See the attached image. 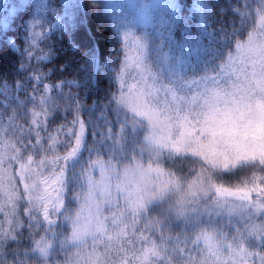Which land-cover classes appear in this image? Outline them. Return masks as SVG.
<instances>
[{
  "label": "snow or ice",
  "instance_id": "6c2138e0",
  "mask_svg": "<svg viewBox=\"0 0 264 264\" xmlns=\"http://www.w3.org/2000/svg\"><path fill=\"white\" fill-rule=\"evenodd\" d=\"M239 3L234 7L228 0H197L200 35L195 47L188 39L176 38L178 23L184 24L186 37L191 33V22L178 3L167 5L170 13L158 18L154 31L141 35L132 20L116 17L112 39L120 47L113 51L123 57L106 54L91 43L81 45L85 50L76 49L82 60L75 63L76 76L52 83L44 81L70 67L68 61L57 65L59 53L65 51L58 42L69 34L65 18L72 16V9L84 8L86 15L88 5L65 2L64 17L55 0L20 5L31 11L25 15L20 43L9 41L21 57L13 69L19 79L0 88L5 110L0 119L9 110L10 121L32 119L27 129H11L19 138L11 145L13 155L6 160L0 156V169L5 165L18 169L15 177H9L10 185L13 178L22 185L12 187L11 214L26 215L28 223L17 218L15 225L9 221L7 231L0 227V264H61L58 257L61 250L67 251L66 245H82L89 237L94 243H106L108 258L102 264H127L124 245H133V240L128 238L127 225L119 227L125 212L105 214L106 208L119 207L121 194L133 216V233L139 219L145 221L140 239L148 246L133 254L135 264H206L189 244L201 237L208 240L213 235L208 229L222 220L232 232L230 238L224 235V241H230L228 260L220 254L224 245L218 242L213 264H264V42L256 43L251 32L246 46L235 39L247 31L249 21L254 26L257 17L259 28L254 31L264 36V0ZM140 7L147 11L151 6ZM233 43L242 56L239 66L228 51ZM33 60L53 67L37 74ZM130 67L139 73L132 85L126 83ZM105 81L107 85L101 87ZM64 87L81 92L64 95L59 91ZM92 95L98 99L86 103L83 97ZM58 99L65 102L62 110L73 115L71 127L61 125L57 135L41 136L48 119L55 120L61 110ZM29 104L42 110H30ZM60 133L66 139L59 140ZM57 145L66 149L65 154L47 155ZM237 175L248 179L234 187L221 182ZM151 212L159 215L150 217ZM34 228L45 235L21 247L24 231L31 238ZM166 229L180 230L171 247L144 235L155 231L163 240ZM197 232L194 239H180ZM66 233L70 235L60 241ZM9 240L17 247L9 246L6 253ZM63 264L76 261L65 256Z\"/></svg>",
  "mask_w": 264,
  "mask_h": 264
},
{
  "label": "trees",
  "instance_id": "16d2710c",
  "mask_svg": "<svg viewBox=\"0 0 264 264\" xmlns=\"http://www.w3.org/2000/svg\"><path fill=\"white\" fill-rule=\"evenodd\" d=\"M33 0H0V88L3 87L5 83L9 87L13 85L15 79H19V76L13 71L15 67L18 66V62L21 61V57L19 53L14 52L10 45V40H16L19 44L22 40L23 34V24L25 15L31 11L30 8L20 7L22 4H31ZM55 2L59 5V15L64 17L65 9L63 7L64 3L70 2L73 4H87L88 7L86 9L80 8L72 9V16L66 17V21L68 22L69 34L63 38V42H58V47H62L65 51L59 53L57 57V65L64 64L65 61H68L70 67L64 73L55 72L54 75L50 76L46 79L45 83H52L53 81L59 82L62 79H72L73 76H76L74 71L75 63H82L80 58V52L85 49L81 48V45L93 44L100 46L104 49L106 54L111 56H119L123 57V53L113 51V48H119V44H116L113 39L114 29L112 27V22L116 17H122L125 21L132 20L135 24L137 35H141L143 31H154L157 25V20L160 16H167L170 13L167 5L178 3L181 5L183 12L187 13L185 16L186 21H190L191 33L190 36L186 37L184 35L183 29L184 24L178 23L175 32L178 34L176 36L177 40L183 41L185 39L190 40L193 47H195V38L200 35L199 30L197 28L198 15L194 9V5L197 3V0H55ZM211 2V0H209ZM234 7H240L239 0H228ZM149 5L151 6L147 11L143 10L140 6ZM141 11L146 14V19H141L139 16ZM225 13L220 14V18L224 19ZM6 19V23H5ZM229 24L232 20L231 15L227 17ZM147 20V21H146ZM259 24V18H256V24L253 26L251 21H249V25L247 31L243 32L236 36V41L241 42L242 44L248 40V33L254 34V28L257 29ZM219 27V25H217ZM237 28H240V24L237 23ZM206 42V41H205ZM71 46V48H70ZM41 48H45L43 43L40 44ZM76 49H80V52H77ZM229 52L232 53L233 57L237 53L235 50V44L228 49ZM179 55V53H176ZM193 62H195V57H193ZM221 63H226V60L220 61ZM118 63V62H117ZM116 66V64H114ZM32 70L36 71L37 74L40 72H46L48 68L53 67L51 64H46L44 62H37L35 60L32 61ZM211 74V73H209ZM191 76V74H189ZM203 75V73H200ZM79 78V77H77ZM107 85V81H105L104 85L101 87H105ZM64 95H68L71 93L81 92L80 89L77 88H68L64 87L62 90ZM54 95H58V93H54ZM100 97L103 96V91L99 93ZM21 99H24L21 97ZM86 103L91 104L92 101L98 99L96 95H92L91 99L87 97H83ZM0 100H4V96L0 95ZM57 103H59L62 107L61 110L58 111L57 118L53 120L51 117L47 121V131L41 129V136H47L48 134L57 135L56 129L61 125H64L65 128H70V121L73 119V115L68 114L63 111V107L65 106V102L63 100L58 99ZM7 104V101H5ZM15 107V105H13ZM28 108L35 109V111L40 112L41 106L29 104ZM4 106L0 105V113L4 112ZM97 116H99V111L97 110ZM13 115L12 111L9 110L5 113L4 118L0 119V156L6 160L8 156L13 155L11 151V145L17 144V139L19 138V133H13L11 131L12 128L19 129L23 127L27 129L31 125V116H28L25 119L19 120H9L8 117ZM83 115V114H82ZM42 120L38 119L37 123H41ZM57 138L59 140L66 139L64 133H60ZM35 143V141H33ZM18 146V145H17ZM47 148V144L44 145ZM66 149L61 147L60 145L56 146V151H49L47 155H64ZM29 154L36 155L35 153L30 152ZM38 158V157H36ZM95 158V157H93ZM108 157H104L106 160ZM18 169L12 165H5L3 169H0V227L4 230H8L10 228L9 221H12L13 225H15L16 219L22 220L25 224L28 223L26 215H20L18 217H14L12 212V202L10 200V194L12 193V187H21V182L18 179L13 178L11 185L9 184V177H15V173ZM172 171H176L172 169ZM44 175H47V171ZM44 175L36 178L38 182L42 181ZM96 179H99V174L96 172L94 174ZM191 178V177H189ZM248 177L245 175H237L235 177H227L225 180L221 181L225 183L226 186L234 187L236 185H242V181L247 180ZM76 192H79L80 189L76 188ZM76 206L73 205V208ZM159 214L157 212L149 213L150 217H156ZM143 217L139 219V222L135 225V233L132 231L133 227V216L126 217L122 219V223H119V227H124L127 225L128 238L133 240V245L129 246L125 244L126 255H127V264H135V261L132 259L133 254H139L141 247L148 246V241H144L140 239V231L141 226L144 223ZM110 234L112 225L109 227ZM208 231L213 234L219 241L224 243L225 252H227L226 245L230 241H224V235L227 234L229 238L232 235V232L228 226H226L225 221H221L214 228H209ZM33 235L30 238L29 233L24 231V241L21 244V247H27L32 244L35 239H39L40 236L45 235L44 231L41 228H34ZM180 234L179 229H171L165 230L164 239L161 240L158 232L155 231H146L144 235L149 237V240H155L157 244L162 246L171 247L176 243V237ZM66 235H70V233H66L65 235H61L59 237L60 241H64ZM195 235H199L197 233H189L181 236L180 239L183 241L187 236H192L193 239ZM51 240L52 238L49 237ZM16 248L17 244L14 241L9 240L5 245V252L7 253L8 247ZM179 247H184L183 243L179 244ZM189 247H194L196 249L194 255L199 260L206 261V264H213V261L216 260L217 253L206 248H203L200 242H195L194 244H189ZM67 251L61 250L58 259L61 260V264H63V258L65 256L71 257L75 259L76 264H94V262L105 261L108 258V253H106V243H101L99 241L93 242L88 241L79 246H71L66 245ZM7 259H11V256L8 255Z\"/></svg>",
  "mask_w": 264,
  "mask_h": 264
},
{
  "label": "rangeland",
  "instance_id": "374dc122",
  "mask_svg": "<svg viewBox=\"0 0 264 264\" xmlns=\"http://www.w3.org/2000/svg\"><path fill=\"white\" fill-rule=\"evenodd\" d=\"M139 16L141 17V19H146V14L144 13V11H143V13L141 11V14ZM258 28H259V24H258ZM253 36L256 39V43L264 42V36H258V32L257 31H255ZM247 41L245 43H243L245 46L247 44ZM131 54H133V53H130V55ZM234 58H237V65L236 66H239L238 60H239V58H242L241 53L237 52L235 54ZM138 76H139L138 71L134 67H130L129 75L126 78V83H128L129 85H132V84L136 83V79L134 77L138 78ZM113 196H116L115 190H113ZM120 211H124L125 212V215L121 219H125L126 220V217H132L130 209H127L125 207V201L123 199V195L122 194L119 196V207L118 208H115V207L106 208L105 214L111 216L113 213L119 214ZM110 226H111V222H109V227ZM88 241H93V240L89 237L86 242H88ZM199 242H200V244L202 245L203 248H206V249L211 250V251L216 252V253H217V248H216L217 243L219 242V243H222L224 245L223 242L219 241L213 235L208 240H205L203 237H201ZM220 254L222 255V257H223V259L225 261L228 260V255L229 254H228V252H225V246L221 249V253Z\"/></svg>",
  "mask_w": 264,
  "mask_h": 264
}]
</instances>
